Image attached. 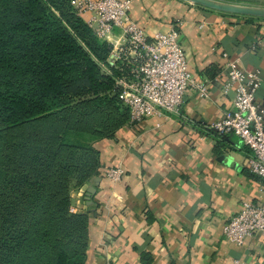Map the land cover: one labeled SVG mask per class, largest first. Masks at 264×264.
<instances>
[{
    "label": "crops",
    "instance_id": "0c3cea01",
    "mask_svg": "<svg viewBox=\"0 0 264 264\" xmlns=\"http://www.w3.org/2000/svg\"><path fill=\"white\" fill-rule=\"evenodd\" d=\"M235 1L264 7V0ZM132 18L150 34L178 29L189 69L210 81L211 97L190 93L177 112L127 124L94 144L99 175L71 194L72 212L89 217L86 264H264L263 236L243 247L224 236L243 201L264 202V180L247 168L252 152L237 136L208 128L232 105L222 93L229 61L261 71L264 102V19L186 0H134ZM117 166L126 174L115 183L106 172Z\"/></svg>",
    "mask_w": 264,
    "mask_h": 264
},
{
    "label": "trees",
    "instance_id": "16d2710c",
    "mask_svg": "<svg viewBox=\"0 0 264 264\" xmlns=\"http://www.w3.org/2000/svg\"><path fill=\"white\" fill-rule=\"evenodd\" d=\"M72 1L0 0V264H86L71 194L99 175L94 144L130 120L100 66L111 46Z\"/></svg>",
    "mask_w": 264,
    "mask_h": 264
},
{
    "label": "built area",
    "instance_id": "2783aa9c",
    "mask_svg": "<svg viewBox=\"0 0 264 264\" xmlns=\"http://www.w3.org/2000/svg\"><path fill=\"white\" fill-rule=\"evenodd\" d=\"M134 0H73L72 6L96 38L110 44L102 72L112 76L120 99L129 109L131 127L144 120L177 112L192 93L211 97L210 81L189 69L188 54L180 32L150 34L132 18ZM120 35L112 41L115 32ZM222 93L232 97L225 116L208 128L219 136L235 135L252 152L247 168L264 180V102L258 97L261 71H245L229 61L222 72ZM123 166L110 168L106 177L121 182ZM229 243L246 246L255 236L264 237V202L243 201L224 227Z\"/></svg>",
    "mask_w": 264,
    "mask_h": 264
},
{
    "label": "water",
    "instance_id": "95a60500",
    "mask_svg": "<svg viewBox=\"0 0 264 264\" xmlns=\"http://www.w3.org/2000/svg\"><path fill=\"white\" fill-rule=\"evenodd\" d=\"M189 3L212 11L242 17L264 19V7L234 3L224 0H186Z\"/></svg>",
    "mask_w": 264,
    "mask_h": 264
},
{
    "label": "rangeland",
    "instance_id": "374dc122",
    "mask_svg": "<svg viewBox=\"0 0 264 264\" xmlns=\"http://www.w3.org/2000/svg\"><path fill=\"white\" fill-rule=\"evenodd\" d=\"M233 1L236 2L235 0H233ZM73 239H75V238L73 237ZM63 241L67 244L71 242V241L67 240L66 238H64ZM70 244L73 245V243H70ZM34 245H35V241L34 240L30 241V244L28 245V247H29L28 249L30 252L33 250Z\"/></svg>",
    "mask_w": 264,
    "mask_h": 264
}]
</instances>
